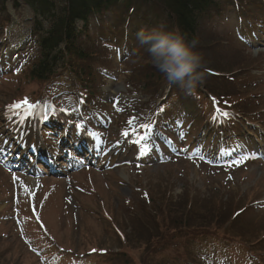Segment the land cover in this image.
I'll return each mask as SVG.
<instances>
[{
  "label": "rangeland",
  "instance_id": "obj_1",
  "mask_svg": "<svg viewBox=\"0 0 264 264\" xmlns=\"http://www.w3.org/2000/svg\"><path fill=\"white\" fill-rule=\"evenodd\" d=\"M5 6L6 11H0V52L11 55L14 62L9 66L13 71L0 67V264H107L104 254L88 252L92 247L123 253L134 247L125 253L126 264H146L144 260L151 257V249H146L153 247V235L159 227L163 229L162 224L170 228L175 242L150 259L151 264H264V138L256 140L246 133L249 141L244 135L229 149H220L227 148L224 141L206 140V133L200 140L201 125L212 120L211 114L190 129L185 118L190 110L175 98L178 92L165 89V84L155 93L164 76L150 55L141 53L136 36L109 32L114 26L109 25L114 19L110 13L104 18L109 25L106 41H100L99 48L93 41L86 45L92 55L87 59L92 75L85 76L84 82L94 77V83L85 86L97 91L96 113L89 111L90 106L82 113L93 126L82 133L91 143L90 151L83 156L70 151L73 165H79L63 173L58 162L65 157L64 151L55 146H46L47 153L39 158L32 150L21 159L15 152H9L13 159L3 154L4 139L12 140L22 127L9 130L3 111L14 106L23 118L25 107H35L33 115L24 117L35 121L44 117L36 102L42 96L47 111L53 101L63 122L70 114L79 125L76 115L81 101L69 73L46 82L32 79L29 72L39 51L28 37L23 39L29 35L32 12L24 4L17 11L10 2ZM7 13L11 22L5 21ZM236 14L227 8L222 16L201 25L195 50L202 57L204 79L196 91L212 88L216 94L227 95L224 101L247 115L264 135V48L258 40L262 34H254L252 43L247 41L248 28L240 25ZM116 39L121 44L126 40L127 54L110 42ZM83 66L79 62V68ZM207 70H216L222 77L210 76ZM225 75L228 80L222 82ZM200 103L202 113L211 111L206 98ZM165 104L168 108L179 104L175 109L185 120L167 132L173 137L180 131L174 140L180 153L164 141L155 144L159 140L151 128L156 111ZM97 132L99 143H92L89 134L96 139ZM239 151L252 160L237 156ZM51 156L58 161L53 168L39 164ZM86 160L90 164L81 163ZM47 167L55 175L46 174ZM29 176L30 186L25 182ZM106 213L114 218L121 235L114 232L112 223L106 224ZM182 221L191 230L180 232ZM65 252L70 256L65 257Z\"/></svg>",
  "mask_w": 264,
  "mask_h": 264
},
{
  "label": "trees",
  "instance_id": "obj_2",
  "mask_svg": "<svg viewBox=\"0 0 264 264\" xmlns=\"http://www.w3.org/2000/svg\"><path fill=\"white\" fill-rule=\"evenodd\" d=\"M0 0V11L5 12V2ZM14 1V6L19 7V3ZM31 5L36 20L34 21V32H44L43 25L47 20L48 29L39 40L41 58L32 66L30 76L34 81L46 82L58 67L70 69L72 72L79 69V62L89 59L91 54L85 47H80L78 42L79 26L81 21L87 19L95 13L104 10L109 5L116 3L118 0H23ZM143 4H151L162 14L166 15L169 22L176 26L177 29L185 33L189 40L197 38L199 35L200 25L204 18L208 17L214 9L221 8L217 0H141ZM84 63V62H83ZM90 67L85 65L84 74L91 76ZM215 71V70H213ZM212 74V73H211ZM181 216L182 213L180 214ZM158 228L152 239H155L150 251V258L144 260L146 264H151L150 259L155 258L159 250L164 249L174 243L173 235H170V228L165 224ZM178 226V224H176ZM180 232L185 229L191 230V226L182 221L179 223ZM145 230H147L145 228ZM117 234V233H116ZM118 235V234H117ZM169 235V236H168ZM168 236V237H167ZM123 240V237L120 236ZM166 238V239H165ZM141 238L137 241L136 246L140 244ZM150 245L149 243H145ZM144 245V244H142ZM131 247V246H130ZM132 247L131 249H133ZM130 249V250H131ZM130 250H125L127 254ZM119 258L121 264H126V255ZM128 256V255H127ZM130 262V260H129Z\"/></svg>",
  "mask_w": 264,
  "mask_h": 264
},
{
  "label": "clouds",
  "instance_id": "obj_3",
  "mask_svg": "<svg viewBox=\"0 0 264 264\" xmlns=\"http://www.w3.org/2000/svg\"><path fill=\"white\" fill-rule=\"evenodd\" d=\"M136 38L169 84H178L188 93H195L197 85L204 79L202 57L195 50L197 38L189 40L179 29L165 30L164 26L150 31L141 29Z\"/></svg>",
  "mask_w": 264,
  "mask_h": 264
},
{
  "label": "bare ground",
  "instance_id": "obj_4",
  "mask_svg": "<svg viewBox=\"0 0 264 264\" xmlns=\"http://www.w3.org/2000/svg\"><path fill=\"white\" fill-rule=\"evenodd\" d=\"M27 148V144L26 145H23V147H21V149H26ZM26 151V150H25ZM27 179H29L28 181H25L26 184H28L29 186L31 185L32 183V178L28 177Z\"/></svg>",
  "mask_w": 264,
  "mask_h": 264
},
{
  "label": "snow or ice",
  "instance_id": "obj_5",
  "mask_svg": "<svg viewBox=\"0 0 264 264\" xmlns=\"http://www.w3.org/2000/svg\"><path fill=\"white\" fill-rule=\"evenodd\" d=\"M25 105H27V101L24 102ZM16 107H21V105H17ZM30 107V106H29ZM224 115L226 116L227 113H224ZM143 127L147 128L148 125H144ZM125 135H127V133H125Z\"/></svg>",
  "mask_w": 264,
  "mask_h": 264
}]
</instances>
